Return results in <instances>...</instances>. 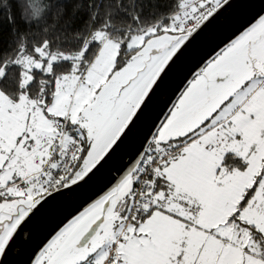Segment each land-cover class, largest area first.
Returning a JSON list of instances; mask_svg holds the SVG:
<instances>
[{
    "label": "snow or ice",
    "instance_id": "obj_1",
    "mask_svg": "<svg viewBox=\"0 0 264 264\" xmlns=\"http://www.w3.org/2000/svg\"><path fill=\"white\" fill-rule=\"evenodd\" d=\"M231 4L173 0L145 22L114 0L134 26L97 12L68 50L20 39L0 57V264L33 243L45 206L98 177L176 61ZM161 117L30 264H264V15L195 71Z\"/></svg>",
    "mask_w": 264,
    "mask_h": 264
},
{
    "label": "water",
    "instance_id": "obj_2",
    "mask_svg": "<svg viewBox=\"0 0 264 264\" xmlns=\"http://www.w3.org/2000/svg\"><path fill=\"white\" fill-rule=\"evenodd\" d=\"M231 3V6L222 11L176 61L128 143L105 165L88 187L60 197L45 206L30 226V232L34 237L33 243L21 244L20 247L9 252L3 264H30L32 251L67 223L89 197L94 196L109 180L119 174L117 170L121 169L134 154L142 137L153 123L158 118H162L161 113H166L172 103L176 102L180 92L192 79L194 72L198 71L230 38L238 34L254 18L264 15V0H231ZM2 259L0 258V261Z\"/></svg>",
    "mask_w": 264,
    "mask_h": 264
},
{
    "label": "trees",
    "instance_id": "obj_3",
    "mask_svg": "<svg viewBox=\"0 0 264 264\" xmlns=\"http://www.w3.org/2000/svg\"><path fill=\"white\" fill-rule=\"evenodd\" d=\"M114 0H0V57L15 54L20 39L35 44L51 38L62 50L72 46L73 38L94 27L97 12H111V23L125 28L133 21L125 12L111 7ZM119 2V0H115ZM129 11L135 8L145 22L169 13L173 0H125ZM101 5L103 8H101ZM33 7L39 16H33ZM107 19V15L104 16ZM134 26V24H133Z\"/></svg>",
    "mask_w": 264,
    "mask_h": 264
}]
</instances>
